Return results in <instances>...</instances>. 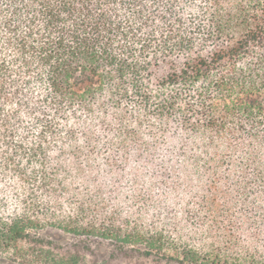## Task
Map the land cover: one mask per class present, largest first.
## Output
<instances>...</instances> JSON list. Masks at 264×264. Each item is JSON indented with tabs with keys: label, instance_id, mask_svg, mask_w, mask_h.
<instances>
[{
	"label": "trees",
	"instance_id": "trees-1",
	"mask_svg": "<svg viewBox=\"0 0 264 264\" xmlns=\"http://www.w3.org/2000/svg\"><path fill=\"white\" fill-rule=\"evenodd\" d=\"M46 224L264 264V0H0V256L88 264Z\"/></svg>",
	"mask_w": 264,
	"mask_h": 264
},
{
	"label": "rangeland",
	"instance_id": "rangeland-1",
	"mask_svg": "<svg viewBox=\"0 0 264 264\" xmlns=\"http://www.w3.org/2000/svg\"><path fill=\"white\" fill-rule=\"evenodd\" d=\"M165 197V196H154ZM178 205L173 209L179 210ZM187 221L190 223V212L187 214ZM187 227L189 225L186 224ZM190 228V227H189ZM36 236L49 243L59 253L81 251L86 255L88 264H128L131 260L137 261L139 256L133 252L130 255L127 251L119 250L115 242L109 239H104L96 236L78 235L54 225H44L33 231ZM127 250V249H126ZM125 251V252H124ZM129 255V256H126ZM139 261L145 262L142 257ZM0 264H18L11 262L5 257L0 256ZM161 264H181L178 262H170Z\"/></svg>",
	"mask_w": 264,
	"mask_h": 264
}]
</instances>
